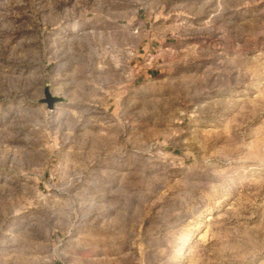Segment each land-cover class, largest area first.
Segmentation results:
<instances>
[{"label":"rangeland","instance_id":"1","mask_svg":"<svg viewBox=\"0 0 264 264\" xmlns=\"http://www.w3.org/2000/svg\"><path fill=\"white\" fill-rule=\"evenodd\" d=\"M0 264H264V0H0Z\"/></svg>","mask_w":264,"mask_h":264},{"label":"built area","instance_id":"2","mask_svg":"<svg viewBox=\"0 0 264 264\" xmlns=\"http://www.w3.org/2000/svg\"><path fill=\"white\" fill-rule=\"evenodd\" d=\"M138 30H136V32H137Z\"/></svg>","mask_w":264,"mask_h":264}]
</instances>
